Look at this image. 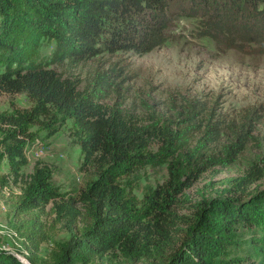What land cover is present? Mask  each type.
Segmentation results:
<instances>
[{
    "label": "rangeland",
    "instance_id": "1",
    "mask_svg": "<svg viewBox=\"0 0 264 264\" xmlns=\"http://www.w3.org/2000/svg\"><path fill=\"white\" fill-rule=\"evenodd\" d=\"M207 6L176 5L168 41L148 53L105 52L78 63L51 64L65 76L78 78L81 89L99 103L156 131L148 160L125 181L142 213L151 207L145 194L159 191L172 178V165L174 178L180 182L175 194L178 202L166 204L177 226L163 256L155 252L130 260L117 248L82 264H166L171 253L180 250L193 219L208 200L256 206L257 196L264 195V4L243 9L231 3ZM54 49L55 42L45 39L41 56L51 60ZM14 106L30 108L32 102L24 93L0 95V112ZM33 129L37 138L27 151L29 163L22 169L23 179L0 190V250L13 253L25 264H32V255L40 264H51L75 235L82 237L88 225L82 218H72L63 205L73 201L77 209L82 208L77 197L97 177V169L83 167L72 120L52 137L46 128L36 125ZM37 161L51 167L50 180L62 196L56 206L50 203L40 213L47 239L34 254L24 229L19 230L14 204ZM7 170L5 157L0 174ZM252 171L254 175H249ZM260 205L252 214V226L236 223L213 264H250L262 259L264 202Z\"/></svg>",
    "mask_w": 264,
    "mask_h": 264
},
{
    "label": "trees",
    "instance_id": "2",
    "mask_svg": "<svg viewBox=\"0 0 264 264\" xmlns=\"http://www.w3.org/2000/svg\"><path fill=\"white\" fill-rule=\"evenodd\" d=\"M257 2L264 4V0H0V95L24 93L32 102L30 108L14 106L0 112V162L5 157L8 162L7 172L0 174V190L23 179L22 169L29 163L27 151L37 138L36 125L46 128L47 136L52 137L72 120L83 167L97 169V177L77 197L82 208L77 209L73 201L63 205L72 218H82L88 225L82 237L75 235L51 264L88 263L117 248L130 260L155 252L163 256L177 226L166 207L178 202L175 194L180 183L174 178L172 165V178L159 191L145 194L151 207L142 213L125 181L148 160L147 150L156 131L136 125L117 108L99 103L81 89L78 78L65 76L51 64L65 60L78 63L105 52L148 53L168 41L176 5H211L207 8L212 9L231 3L243 9ZM45 39L55 42L51 60L41 56ZM249 175H254L253 171ZM51 176V167L37 161L19 202L14 204L15 216L21 221L19 230L24 229L34 254L47 239L40 213L50 203L56 206L62 196ZM256 200V206L220 198L208 200L193 219L180 250L171 253L166 264H213L237 222L253 225L252 214L264 202V195ZM29 213L33 217L24 219ZM147 216L152 219L146 220ZM259 255L262 259L250 264H264V251ZM29 260L40 264L36 255ZM0 264L25 263L0 250Z\"/></svg>",
    "mask_w": 264,
    "mask_h": 264
}]
</instances>
